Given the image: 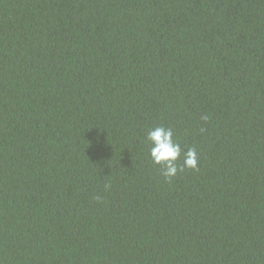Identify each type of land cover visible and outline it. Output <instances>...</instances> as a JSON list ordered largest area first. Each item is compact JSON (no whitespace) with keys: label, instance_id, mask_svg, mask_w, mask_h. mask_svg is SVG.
Here are the masks:
<instances>
[{"label":"trees","instance_id":"1","mask_svg":"<svg viewBox=\"0 0 264 264\" xmlns=\"http://www.w3.org/2000/svg\"><path fill=\"white\" fill-rule=\"evenodd\" d=\"M0 264H264V0H0Z\"/></svg>","mask_w":264,"mask_h":264},{"label":"clouds","instance_id":"2","mask_svg":"<svg viewBox=\"0 0 264 264\" xmlns=\"http://www.w3.org/2000/svg\"><path fill=\"white\" fill-rule=\"evenodd\" d=\"M206 119V117H205ZM148 141L151 142L150 156L157 165H163L162 175L171 180L178 172H183L184 168L198 170L197 150L194 147H187L182 153L179 143L173 139V130L163 126H157L149 130ZM183 154V165L177 164Z\"/></svg>","mask_w":264,"mask_h":264}]
</instances>
